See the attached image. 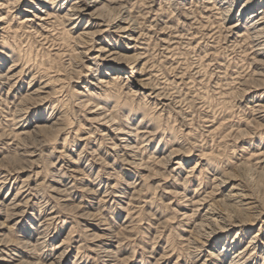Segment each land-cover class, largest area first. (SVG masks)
Returning <instances> with one entry per match:
<instances>
[{"label":"rangeland","instance_id":"374dc122","mask_svg":"<svg viewBox=\"0 0 264 264\" xmlns=\"http://www.w3.org/2000/svg\"><path fill=\"white\" fill-rule=\"evenodd\" d=\"M190 2L184 0L182 5L165 4L163 0H123L122 6L128 7L127 14L135 22L132 25L140 33V43H136L140 47L126 48L133 44L121 37L126 34H104V42L117 51L116 55L129 56L119 64L122 78L109 81L108 86L96 79L101 72L111 74L108 68L115 64L100 57L96 65L92 64L89 58L97 54L92 49L96 38L70 42L68 36L56 34L49 36L55 40L46 42L22 28L16 29V37L9 30L3 34V41L0 38V50L6 54L0 53L2 69L13 61L22 69L16 84L19 92L9 89L10 83L0 85V131L7 136L15 129L17 118H26L30 126L25 131L29 132L19 140L35 154L30 162L18 163L16 158L22 157L6 149V158L0 159V164L22 165L27 172L39 169L37 178L43 181L51 177L50 167L58 156L60 174L66 176L65 183L73 186L72 195L76 196L68 205L59 206L61 213L67 212L62 217L79 215L74 206L80 205L90 218L99 216L105 222L101 226L109 225L115 233L111 240L118 237L121 243V249L110 257L114 264H201L204 259V264H228L231 251L222 262L212 252L222 254L224 243L237 238L238 248L251 240L260 246L251 251L256 253L246 254L242 264H264V119L258 118L252 108L253 96L264 91L262 70L246 45L236 46L225 37L224 15L211 13L198 22L200 19L190 18L191 11L195 14L197 9ZM27 4L21 0L8 10L15 14V22L9 23L12 29ZM239 4H235L232 15ZM3 21L5 27L8 22ZM84 47L91 48L86 55L81 53ZM9 50L14 53L11 55ZM139 72L146 74L145 87H151L149 91L133 86ZM42 83L47 84V92L29 97V102L43 96L45 107L27 112L28 104L24 103L19 106L20 116L15 115L16 100L27 95L29 87ZM150 89L159 94H150ZM56 112L61 119L65 117L64 123L47 131L50 126L43 118ZM121 128L125 133H118ZM112 142L135 144L134 157H117L109 149ZM78 155L82 156L83 167L73 163ZM65 161L73 163L71 171ZM127 184L136 187L130 189ZM231 186L244 195L242 203H249L227 200L225 194ZM116 190L122 193L120 202L102 196ZM206 207L214 212L228 209L232 220L242 218L247 225L232 227L224 235L206 241L210 227L204 221ZM37 210L34 207V212ZM216 217L211 223L219 227L221 221ZM71 219L64 224L59 220L56 227L48 228L51 233L55 230L54 242L64 240V245L70 246L66 264H103L84 248L96 235L87 236L81 224L94 220ZM113 240L109 242L114 244ZM51 247H34V261L49 263L56 251ZM76 250L83 255L81 261L79 257L73 259Z\"/></svg>","mask_w":264,"mask_h":264},{"label":"bare ground","instance_id":"6f19581e","mask_svg":"<svg viewBox=\"0 0 264 264\" xmlns=\"http://www.w3.org/2000/svg\"><path fill=\"white\" fill-rule=\"evenodd\" d=\"M26 1H28L29 5L27 4V6L21 10L23 14L21 15L19 14L20 15L19 20L16 22L17 28L15 27L14 29H12L13 25L9 26L10 25L9 23L11 21L15 22V18H14L15 14L8 12V10H11V8L14 6H18L21 0H0V38H1V41H3V39L5 38L3 34H6L7 31L10 30L12 35L15 36L16 29H19V28H22L23 30H27L28 32L30 30V32L35 34V36H38L39 38H41L42 40L46 42L53 40L54 36L53 38H49V36L52 37V35H56V34L57 35L61 34L66 37L68 36L69 40H71L70 42H75L77 40L79 42V40H82V39L89 40L91 38H96L95 45L93 46L92 49L97 54L89 58V59H93L92 64L96 65L97 63L96 60H98L99 57H100L99 59L106 61V63L110 61L115 64L114 66H110L108 68L111 70V72L113 71L112 72L113 74L112 73L108 74V72L106 71L103 72V74L101 72L102 76L98 77L99 79H96V81L104 86L107 83H109V81L116 82V80L118 79L120 80V78H122L121 76L122 65H119V64L120 62L123 61V57H129V56H123L124 54L122 56L116 55L117 51L113 50V48L109 46V44H106L104 42L103 36H105L106 33H110V32L115 33V34L117 33L126 34L121 37H124L125 39H127L128 44L129 42L130 43L133 42V44L131 45L129 44V46H127L126 48L132 49L138 46L140 47V45L137 46L136 44V43H140L138 42L140 33L137 32L134 29L135 27L132 25L135 22H134L133 17L129 18L130 16L127 14L128 12H130L127 9L128 7L122 6L123 0H26ZM163 1L165 2V4L169 2H173L174 4H182V5L184 4L183 3L184 0H163ZM190 1H191L190 3L196 4V7H197V9H195L196 10L195 14L192 13L191 11L190 18H194V20L200 19L198 22H201L203 20L202 18L209 17V14L211 13H216L219 15L222 14L225 16L222 22L223 23L222 29L225 33L224 34L225 37L232 44L233 43L236 44V46L246 45V48H248L250 52L252 53V56H253L252 59L256 61L257 63L256 65L261 67L262 71L260 74L264 78V0H190ZM236 3L238 4L240 3V4L238 8L236 9L237 10L236 14L232 15L234 13L233 10L235 8ZM5 7H6L5 12L3 10L5 16H1L3 14V12L1 11ZM120 9L123 10L122 13ZM3 19H5L4 20L5 22L3 21ZM84 19H85L84 24L81 26L82 21ZM187 19H189V17H187ZM2 21L4 23L8 22L5 27L2 25ZM58 29H61V31L59 32ZM99 37H101V40L98 41L97 39ZM61 39L63 38L61 37ZM3 48H6V47H3ZM84 48L86 49L85 51L83 52L79 51V52L86 55L87 52L90 51L89 49L91 48H87V47H84ZM9 51L11 55L12 53H14L11 50ZM0 53L5 54L1 50H0ZM138 54H139V51H138ZM1 59L4 60V58H1ZM85 69H88L90 71L91 68L87 67ZM21 72H22V69H19L17 64L14 61L11 62L5 69H2V63H0V85L2 86L4 84L10 83L9 89H11L12 91L16 93L19 92L17 90L18 88L16 89V84H17V81L20 80L19 78L21 76ZM145 75L146 74L144 72H139V79H136V81L134 82L135 84L133 85L137 90H140V89L148 90L149 88H151V87L149 88L145 87L147 84L145 82V80L147 79V77H144ZM124 78L126 80L127 76H124ZM262 84L264 88V82ZM46 88H47L46 83H42V85H36V86L34 85V86L29 87L27 95L25 94L24 96H20V98L16 100V102L14 103L15 106H14L13 112L16 113L15 115H18V117L20 116V113L22 112L21 111L22 108L19 107L20 105L28 104L26 106L27 112L32 110L34 107H38V106L45 107L43 96L38 97L37 101L35 102L32 101L33 103L29 102V97H35V95H42L43 93L47 92ZM129 89L132 90V87H130ZM257 89L259 88L255 87L254 90H257ZM150 91H151L149 92L150 94H153V93H155L154 95L159 94L158 91H155V89H150ZM154 95H152V97H154ZM26 97H28V100L26 99ZM44 98L46 97L44 96ZM252 108H253L254 114H256L258 118L264 119V91L263 90L256 93L253 96ZM95 112L94 114H96ZM103 118L105 119V116H103ZM37 119L40 120L42 119V117H39V118L37 117ZM43 119L45 120V122H48V125L50 126V127L47 126L48 128L46 130L51 131L52 128L60 126L62 119H65V117L61 119V115L54 114V115L46 116ZM15 121L16 122L18 121L15 126V129L12 130L11 133L7 134V136H5V134H3L0 131V159L4 157L6 158V155H5L6 149H11L14 152H17L18 155H20V157H22V158H16L15 162H18V163H22L24 161L30 162V159L35 155L33 150L32 151L28 150L26 146H24L25 144L20 143V140H22L23 137H25V134L29 132V130H27V132L25 130L27 129L28 126H30V124L26 120V118L25 120H22V118L21 119L17 118V120ZM35 128H37L36 125H35ZM38 128L40 129V127ZM41 128L43 127L41 126ZM124 130H122L121 128V129H118L117 131L118 133H125ZM134 148H135V144L132 145L126 142H123V143L112 142L111 145L109 146V149L112 151V153L114 152V154L117 155V157H121V158L122 156L125 157L126 155L127 156L135 155V152L137 151V149L135 150ZM93 153H95L94 150H93ZM78 156H79L77 158L78 161L75 160L76 162H73V163H76V164L78 163L77 166L83 167L84 166L82 165L83 160H81L82 156L80 155ZM133 157L134 156H132V158ZM67 162L65 161L64 163H67ZM69 162L67 163L66 167L69 171H71L70 168L73 166L72 165L73 163L71 162L69 164ZM50 168L52 169L51 171L52 173L50 174L51 177L49 179L39 181V178H37L39 169L33 170V171L29 169V171L27 172V170H25V166H22V165L11 167L6 164H0V264H40L39 262L34 261L36 259V254L33 251L34 247L36 246L41 247L45 245L47 246V244H50L53 247V249H56V251L54 250L55 253L53 254V257L50 258L51 261L47 264H53V263L66 264V261H68L71 256L70 246L64 245V242H63L64 240H61L59 242H54L53 239L56 237V234L54 233L55 230H52V233H51L50 230L48 231V228H53L54 224L59 222V220H60V223L62 224L69 223L73 220L71 219L73 217H77L78 219L83 220L85 222L88 220H94L93 222H87L88 223L87 225L81 224L85 227L83 231L85 232L87 236L92 235L93 237L96 235V237H94L91 241H89V244L86 245V247L84 246L83 247L85 248L86 252H89L90 254L94 255V258L95 257L99 258V260L102 261L103 264H114L113 262H111L112 259H110V257L111 256L114 257L113 254L121 249L120 247L121 243L119 242L118 237L116 240L112 239L115 242L114 244L109 242V241H112L111 240L112 237H115V233L113 229H111L109 225L101 226L105 222L103 223L101 219L99 218V216L95 219L90 218L88 216L89 214H87L88 212H83L84 209L80 205L74 206L76 207L75 209H77V211L78 210L80 211L78 212L80 213L79 215L77 216L73 215L72 217L63 218L62 214L64 212L63 213L60 212L59 206L68 205L69 203L68 201H74L76 196L72 195L74 191L72 192L71 188L73 186L71 184L65 183L66 176L63 177V175L60 174L61 165H59L58 156L52 162ZM24 174L25 176L22 177ZM67 175H70V174H67ZM43 183L45 184L44 185L45 188L43 186ZM101 183L102 182L99 183L98 188H100ZM133 183L135 182L133 181ZM137 183L135 185H137ZM133 186L134 185L132 184H127V187L130 189H134L136 187V186L134 187ZM120 193L121 191L119 190H116L114 192L106 191L103 193L102 196H104L107 201L116 199L120 202L122 200L121 198H123V196L121 195L122 193L121 194ZM225 196L227 197V200H230L232 203L239 202L242 205L249 203V202L242 203L243 202L242 200H244V195L242 196V194L240 193V189L234 186H231L227 190V193L225 194ZM200 200H203V199H200ZM255 202L256 201L254 200L250 203L253 204ZM34 207L35 208L38 207L37 212H34ZM79 208H82V210ZM220 210L222 209H219V212H214L215 210L213 211L211 210L212 211L211 212L209 207H206V209L204 210V219H205L204 221L210 225V227L207 226L209 231L208 232L205 231L206 237L204 238L206 239V241L212 240V238L216 239L217 235H220V236L224 235L232 227L242 225L241 227L244 228L247 225L246 221L242 220V218L237 217V220H232L231 218L233 214L228 209H225L224 212L223 211L221 212ZM215 214H217V217L221 221V226L218 225L219 227H217V225L214 227V225H212L213 223H211L215 219L214 218ZM216 221L218 220L216 219ZM203 223L201 224L206 225ZM251 237L254 238L255 236L253 235ZM239 245H240V240L238 238L232 239V242L224 243L222 254H219L217 250L214 251L215 254L214 252L212 253L213 255H215L216 259H218V261L222 262L225 256L227 255V253L231 251L230 261L228 262V264H242V262L244 261L243 259L246 254L250 255V253H256V252H251V251L260 249V246L256 244L254 240H251V242L249 241V243L244 245V247L242 248L241 247L238 248ZM263 246H264V243H263ZM79 253H80V250H76L73 259H77V257H79L81 261L83 255H80ZM262 253H263L262 257L264 258V249L262 250ZM23 257L28 258L29 260L28 259L24 260ZM204 261L205 259L201 262V264H204Z\"/></svg>","mask_w":264,"mask_h":264}]
</instances>
